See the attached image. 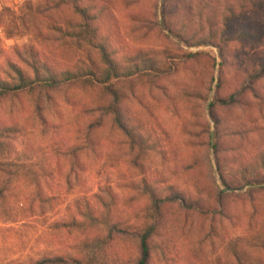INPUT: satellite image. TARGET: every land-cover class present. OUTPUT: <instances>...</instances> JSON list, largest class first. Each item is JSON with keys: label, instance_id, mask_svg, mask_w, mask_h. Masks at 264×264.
<instances>
[{"label": "rangeland", "instance_id": "rangeland-1", "mask_svg": "<svg viewBox=\"0 0 264 264\" xmlns=\"http://www.w3.org/2000/svg\"><path fill=\"white\" fill-rule=\"evenodd\" d=\"M56 1L0 0V80L19 83L18 70L34 79L25 62L29 49L58 76L77 79L49 93L22 92L0 101V264H29L56 254L126 264L135 257V239L108 243L106 235L113 223L145 227L150 189L166 200L177 194L202 205L194 209L180 198L168 199L166 229L156 239L151 264H264V191L245 188L218 198L228 192L212 147L209 107L220 78L218 48H190L171 35L163 25L164 0H96L110 19L103 17V35L92 45L70 9L52 7ZM191 3L196 27V2ZM251 18L247 24L264 31V12ZM100 44L118 61L120 73L110 83H103L110 64ZM181 48L212 50L216 67L200 62L158 77L143 74L177 61L166 53L173 57ZM238 49L248 58L264 52V43ZM228 79L227 91L237 84L234 76ZM110 84L123 121L137 127L150 146L139 167L129 138L111 115L97 110L113 100L102 89ZM258 87L264 90V79ZM246 114L251 142L262 147L264 112ZM97 119L101 124L88 136ZM257 150L248 146L245 153L250 169L260 166Z\"/></svg>", "mask_w": 264, "mask_h": 264}, {"label": "trees", "instance_id": "trees-1", "mask_svg": "<svg viewBox=\"0 0 264 264\" xmlns=\"http://www.w3.org/2000/svg\"><path fill=\"white\" fill-rule=\"evenodd\" d=\"M195 1L194 8L199 18L196 27L192 26L194 12L192 3L188 0H164L162 9L163 25L171 35L182 41L190 48L204 46H215L218 48L220 58V78L217 84L216 96L211 103V112L214 118L215 137L214 152L217 159V167L222 185L234 191L218 193V198L232 197L235 191L247 188L249 193L264 191V145L257 147L252 141L251 129L247 126L246 112L256 109V112H264V90L258 85L264 79V52H256L248 58L240 52L238 46L248 43H264V31L260 26H253L246 21L251 17L264 12V0H192ZM70 9L78 18L77 27L79 33L84 34L92 45H95L103 35V17L110 19L107 9L99 6L96 0H58L52 6L55 9L60 7ZM53 28H59L54 22ZM100 53L110 67L105 71L103 83H110L114 74L118 76V61L108 54L104 44H100ZM29 58L26 64L33 70L34 79L30 80L21 70L16 71L19 83H7L0 80V101L7 98H16L22 92L35 93L51 92L58 90L63 84H74L77 82L75 76L71 80L57 75V72L46 63L43 64L35 58V51L28 50ZM166 58H176L177 61L166 60L156 71L146 72L150 77H158V73H170L185 70L189 64L205 62L212 67L217 65V57L212 50L199 52L184 51L181 48L180 54L172 55L166 53ZM115 65V66H114ZM36 74V78H35ZM64 75V73H63ZM229 76L237 79L236 86L227 91ZM91 81V79H90ZM227 88V89H226ZM106 92L113 94V100L107 105L97 108L101 115H111L114 124L130 140V146L135 152L134 165L139 167L140 160L148 153L150 146L145 137L135 126L125 123L122 113L118 107L119 97L113 86L102 87ZM252 99H246L247 95ZM41 106L37 104L38 115L43 119L40 112ZM240 111L246 116L234 114ZM101 124L100 119L95 120L89 126L90 130ZM2 130H0L1 133ZM210 136V130L208 131ZM264 144V143H263ZM248 146L258 149L261 156L260 166L250 169L245 163V153ZM76 154V150H72ZM150 205H148V221L143 228H128L118 223H113L108 229L106 240L113 243L128 238L135 239V257L126 264H151L156 239L163 236L166 229V210L168 199L180 198L190 208H202L194 201H188L184 196L171 195L167 200L149 190ZM219 200V199H218ZM221 200V199H220ZM222 202V201H220ZM223 203V202H222ZM226 204V203H225ZM224 204V205H225ZM220 205V204H219ZM227 206V205H226ZM29 264H92V259L75 255H52L44 256Z\"/></svg>", "mask_w": 264, "mask_h": 264}, {"label": "water", "instance_id": "water-1", "mask_svg": "<svg viewBox=\"0 0 264 264\" xmlns=\"http://www.w3.org/2000/svg\"><path fill=\"white\" fill-rule=\"evenodd\" d=\"M210 106H211V102L209 103V107H210ZM214 137H215V133L212 132V147H214V144H215L214 141H213V140H214ZM224 190H225V191H228V192H229V191H233V190H229V189H227V188H224Z\"/></svg>", "mask_w": 264, "mask_h": 264}]
</instances>
